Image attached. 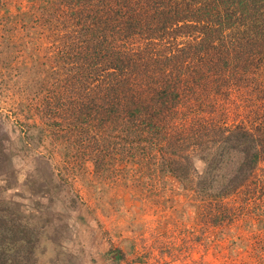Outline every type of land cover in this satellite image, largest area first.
<instances>
[{
  "label": "trees",
  "instance_id": "obj_1",
  "mask_svg": "<svg viewBox=\"0 0 264 264\" xmlns=\"http://www.w3.org/2000/svg\"><path fill=\"white\" fill-rule=\"evenodd\" d=\"M32 10L31 39L46 23L55 64L30 81L43 103L28 117L39 120L34 134L41 142L47 131L62 162L89 160L109 176L137 166L148 177L191 182L199 200L241 191V206L258 200L264 108L246 104L231 119L219 105L241 89L264 88V0H33ZM31 57L38 65L37 51ZM261 201L250 213L263 229ZM5 204L0 264H40L37 251L48 257L47 246L58 259L47 228L22 223ZM224 211L228 218L233 209Z\"/></svg>",
  "mask_w": 264,
  "mask_h": 264
},
{
  "label": "rangeland",
  "instance_id": "obj_2",
  "mask_svg": "<svg viewBox=\"0 0 264 264\" xmlns=\"http://www.w3.org/2000/svg\"><path fill=\"white\" fill-rule=\"evenodd\" d=\"M32 6L33 0H0V201L19 212L22 223L47 228L57 242L58 259L42 247L48 257L37 251L40 264H264V228L250 213L264 192L251 206H241L242 191L225 200H199L191 182L182 187L171 177H148L137 166H120L110 176L95 173L89 160L70 168L47 131L38 140L32 124L39 120L28 116L43 97L32 95L30 81L55 63L46 23L31 39ZM241 90L219 105L231 119L246 104L264 108V88ZM224 206L233 209L228 218ZM37 211L49 218H33Z\"/></svg>",
  "mask_w": 264,
  "mask_h": 264
}]
</instances>
